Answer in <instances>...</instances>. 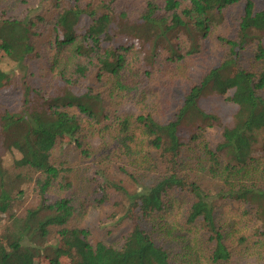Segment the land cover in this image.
<instances>
[{"label":"trees","instance_id":"1","mask_svg":"<svg viewBox=\"0 0 264 264\" xmlns=\"http://www.w3.org/2000/svg\"><path fill=\"white\" fill-rule=\"evenodd\" d=\"M51 10L21 17L0 6V264H32L38 256L56 264L70 244L87 256L83 264H228L233 250L261 258L264 8L255 0H64ZM83 15L91 23L80 29ZM230 20L232 33L222 28L216 35L225 57L182 92L171 118L118 113L124 98H146L162 62L175 63L179 78H187L185 61ZM40 38L52 51L42 86L34 81L45 69L35 62ZM17 74L23 98L10 108L1 94ZM210 93L237 105L215 146L205 136L221 125L220 116L199 104ZM181 127L193 132L182 137ZM86 134L99 135L100 148L112 152L99 157L82 142ZM68 142L97 158L92 195L70 179L73 165L52 159ZM259 144L262 153L255 154ZM13 149L19 156L5 163ZM109 169L127 174L135 190ZM54 189L64 194L52 198ZM114 194L118 222L133 219V230L120 247L92 243L76 219ZM30 195L37 203H28ZM232 206L239 209L225 212Z\"/></svg>","mask_w":264,"mask_h":264},{"label":"rangeland","instance_id":"2","mask_svg":"<svg viewBox=\"0 0 264 264\" xmlns=\"http://www.w3.org/2000/svg\"><path fill=\"white\" fill-rule=\"evenodd\" d=\"M56 2H63L64 0H35V5L33 7H27V4L23 2L19 4L17 1L12 0H0V6H4L8 9L9 13L21 17L28 16L29 14H34L38 10H43L47 14L52 13V5ZM258 8H264V0H255ZM91 23V19L83 15L80 21V29L86 28ZM233 27V22L230 20L224 23L222 27H214L213 34L206 39L203 52L199 55H195L188 58L185 62L187 64V69L190 70L187 78H179L178 69L175 63H170L167 61L162 62L158 65L155 71V79L151 83V87L148 89L147 96L144 100L142 99H131L124 98L118 105L117 111L121 113L139 114L145 112H152L153 115L161 120L165 121L173 116L176 112L178 106V98L181 96L182 92L188 89L193 83L197 82L200 77L208 69L219 65L222 58L225 57V49L221 43L217 40L216 35L222 32V28L226 29V33H232L231 29ZM39 38L40 35H35ZM122 36H125L124 34ZM38 39L36 38V41ZM46 38L40 41L41 57L35 59L36 65L41 64L42 68L40 74L34 79L37 85L42 86L44 84L46 73L49 75L48 66L46 65V59H50L52 51L41 44L44 43ZM42 42V43H41ZM117 43V39L113 40ZM264 42V37H263ZM39 50V51H40ZM45 55V56H44ZM244 55L250 56L251 51H245ZM244 65L246 64V59L242 60ZM34 62V65H35ZM248 63V62H247ZM7 69L8 65L5 66ZM89 84V81L87 82ZM86 88L77 89L71 88L76 94H81ZM234 88H229L228 95H231ZM2 101L5 102L10 108H17L20 106L23 98V90L21 85V80L19 74L16 76V84L4 90L1 94ZM200 106L208 111L216 113L220 116L221 125L215 126L208 130L206 134V139L209 141L211 146H215L221 139L222 128L225 125H230L233 120V115L237 111V105L232 101H229L225 96L218 94H206L199 102ZM70 111H75V108L69 109ZM193 132V128L181 127L180 135L182 137H188ZM264 139V130L259 133L260 143ZM104 140L95 134L84 135L82 142L88 147L94 150V153L101 154L100 156L107 155L112 152L107 145L105 148L101 147ZM107 149V150H106ZM262 153L260 144L256 147L255 154ZM19 152L13 149L12 154H7L4 157L5 163H10L11 158L18 157ZM52 159L55 163L67 166L69 164L75 167L74 171L70 175V179L76 184L78 190L81 193H89L92 195L94 180V171L97 168V158H87L82 156L80 148L74 142H68L63 144H58L57 148L53 152ZM112 176L116 175L117 179H122L125 186L130 190H135L136 185L132 179H130L125 173H114V170L109 169ZM90 183L91 185H89ZM94 185V186H93ZM85 190H81L84 189ZM88 191V192H87ZM64 191H58L54 189L51 191L50 196L55 198L57 196H62ZM119 196L114 194L110 202L101 206L88 205L86 210L81 216L77 217V222L81 223L90 230V241L96 243L97 241H103L107 244L120 247L123 245L126 237L133 230L134 221L131 218H125L119 221L122 212L116 208L115 202L119 200ZM38 201L36 195H30L28 198L29 204H35ZM234 209L225 211H236L239 208L237 206H232ZM251 226V224H249ZM54 242V241H53ZM55 244V243H53ZM64 246V245H63ZM264 251L263 247H260ZM87 256L79 250V248L74 247L72 244L65 251H62L60 258L56 264H83L86 262ZM32 264H51L50 258H45L44 256L34 257L31 260ZM228 264H264V253L261 258L254 255L246 256L237 250H233V257Z\"/></svg>","mask_w":264,"mask_h":264}]
</instances>
